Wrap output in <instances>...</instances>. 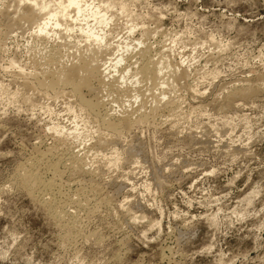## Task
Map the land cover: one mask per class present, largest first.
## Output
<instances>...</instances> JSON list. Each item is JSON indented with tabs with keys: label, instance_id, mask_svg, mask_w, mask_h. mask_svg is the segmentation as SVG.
Listing matches in <instances>:
<instances>
[{
	"label": "rangeland",
	"instance_id": "374dc122",
	"mask_svg": "<svg viewBox=\"0 0 264 264\" xmlns=\"http://www.w3.org/2000/svg\"><path fill=\"white\" fill-rule=\"evenodd\" d=\"M114 1L136 25L116 15L105 46L134 44L112 56L102 46V57L128 54L112 75L144 94L103 92L110 119L131 120L110 132L68 86L35 85L59 40H34L15 2L0 0V264H264V0ZM144 44L153 59L169 52L161 74L181 79L174 88L130 84ZM51 163L57 189L23 187L24 170L48 179Z\"/></svg>",
	"mask_w": 264,
	"mask_h": 264
},
{
	"label": "bare ground",
	"instance_id": "6f19581e",
	"mask_svg": "<svg viewBox=\"0 0 264 264\" xmlns=\"http://www.w3.org/2000/svg\"><path fill=\"white\" fill-rule=\"evenodd\" d=\"M13 3L15 6H13L12 8L15 7V12L13 10H11L12 12L9 10V13L11 12L10 14H12V13L17 14L14 17L15 20H17V18L19 17V18H22L21 20H23V21L25 19V22L29 21L28 25H32V26L27 27V28H30L29 30H31L28 32L32 33L34 40L35 39L37 41L38 40L40 41L42 39L47 40L45 38L47 36L48 37H50V36L54 37L55 41L59 40L56 44L54 43L55 45L53 44V47L51 49L48 48L49 50H47L48 51L47 57H45L47 59L46 64L48 62L52 61L51 64L54 63L53 64L54 67H52V65L50 64L51 66L50 65L49 66L51 69H49V66L46 67V64H45V67L43 68L42 72L40 71V73H38L40 75L34 74L36 76V78H34L35 76H33L32 78L35 79V82H36L35 85L45 87V88H49V89H55L59 86H62V87L65 86V88H66L68 86L69 90L67 91V93H69L70 95L67 94L68 95L67 96L66 93H64V91L62 93L61 88H59V90L61 91L60 93L64 94L67 97H69V96L74 97V100L77 103L78 109L85 111L87 114H90L93 118L98 120L100 122V124L99 123L98 124L101 125L103 130L115 132L118 129L128 128L131 124V120H130V117H129L127 112H126L127 114H125L123 112L124 113L123 115L121 113V115L118 118H116L115 120L110 119L112 113L110 111L108 112V109H105V105L108 103V101H107L108 96L111 93L113 94L114 91L115 92L119 91L122 93L121 95L124 94L127 98L129 96V100H130V97L131 98H134V97L137 98L138 97V99L141 100L142 99L141 96H143L144 93H142V94L140 93V91L141 92H143V91L140 90V88L138 89L137 87H135L136 84L134 86L129 85V87H127L128 84L126 86L125 85L121 86L122 82H126L125 81L126 77L122 73L123 72L122 70H120L122 72L119 75V77H113V75H112V72L117 70L118 63L121 60L127 59L128 54L126 55V53H125L127 58H125V55H123L122 53H118L112 59L102 57L105 54V53L104 54H102V53L106 49L109 50V51L107 50L108 52L105 51L106 54L109 53L112 56V55H115V53L117 52V48L120 45H122L120 47H122L123 52H126L130 48V46L134 44V42L132 44L130 42V40L128 42H126L128 39L126 37L125 40H124V38H123V40H121L122 38L120 40H118V42H116L114 44V46L112 45L113 47L112 46L106 47L107 45H109V44H107L108 43L107 42V36L109 34L108 33L109 29H107L106 27L108 25H110L109 22L113 21L114 20L113 18H115L116 15H118L119 13L125 14V16L127 18L125 17L123 19H125L124 24L126 26L125 28H127L128 31L133 30V28L136 25L134 18H132L131 15L127 13L126 5L123 3H120V2H116L114 0H13ZM6 11H8V10H6ZM7 15H9V14H7ZM13 16H11L10 18H13ZM19 18H18V20H19ZM115 19H117V18H115ZM113 22H111V23H113ZM115 23L116 22H114V24ZM120 26H121V24H120ZM76 30L78 32V35L77 34L76 35L81 39V41L85 42V47L82 45L83 47H82V50L80 51L79 49H81V48H78L76 46L77 51L78 50L79 51L76 54H74V52L69 53L70 52V51H68L69 50L68 49V46H69L68 43L69 42L67 43L65 41V37H69V38L72 37L73 34L75 35L74 32ZM144 35H146V34L144 33ZM145 37H147V36H145ZM142 38L143 37L141 34V39ZM141 39L139 37L137 39V43H141L143 41V39H142V41H141ZM43 44H45V43H43ZM78 46H79V44H78ZM102 46H105L104 49L106 48L104 51L102 49L103 48ZM143 46H142L143 48L139 49L137 52H134L135 55H137V58H136V56H134L136 58V60L135 61L133 60L135 62L134 64H136V65L133 67L134 68L132 70L133 72H131V73H133V80H131V83L130 82L129 83L134 84L135 82L137 83V81H140V83L143 81L144 84L147 82L149 85L150 84L155 85V86H151L152 88L156 87L157 85L164 86V84H165V86H166L168 84L173 83L174 80H175V83H177L176 80H179L180 78H178L176 75H174V77L176 76L177 79H175L174 77H170V75L168 76L169 78L167 77V79H166L161 74L162 67L169 64L168 58H166V57H168L167 55L169 52L166 53L167 55L163 54V56H166V57L157 56L156 59L155 58L153 59L147 53L150 50L149 45L147 44V46H146L144 44ZM69 47H73V46H69ZM120 49L121 48H119L118 50H120ZM45 51H46V49H45ZM46 52H45V54H46ZM120 52H122V50H120ZM164 52H165V50L163 51V53ZM44 55H43V57H44ZM41 56H40V58H41ZM46 59L43 58V61ZM129 64H131V63H129ZM132 64H133V62H132ZM167 66H169V65H167ZM175 66H177V64ZM41 67H43V66H41ZM176 68H179V67H176ZM129 69L130 68L126 69L125 71L128 72ZM172 69H173V67H172ZM174 69H175V67H174ZM175 70H178V69H175ZM175 70H171V71L174 72ZM182 70L183 69H181V72H182ZM178 72L180 74L179 77H181V75L184 76L183 72H185V70H183L182 73L180 72V70H178ZM175 73H177V72H175ZM37 75L39 77H37ZM117 79H120L121 81L117 80ZM169 79H170V81L173 79L172 80L173 82L170 83V81H169V83H168ZM144 81H146V82H144ZM175 83H173V84L176 86L177 84H175ZM168 86H170V85H168ZM168 86H166V87L168 88ZM172 88H174V87H172ZM172 88H170V89H172ZM251 88H252V86L250 87V89L249 88H242V90L240 92H238V94L241 95V97L242 96L245 97L247 95H250L251 92H254V90L252 91ZM83 89H85L87 91L86 93H88V95L86 93L85 94L83 93ZM148 89H149V86H148ZM148 89H147V91H148ZM164 89L162 88V90H164ZM252 89H254V88H252ZM164 91L166 93V90H164ZM103 92H105L106 94L108 93L107 94L108 96L105 95V93H103ZM131 92H133L134 94L133 93L131 94ZM147 94H146L145 98L143 97L144 99L149 98L147 96L151 95V94H149V95H147ZM152 94H153V92H152ZM155 95L156 94H154V96ZM106 96H107V98H105ZM139 96H140V98H139ZM151 96H153V95H151ZM157 97H158V95H157ZM157 97H154V98L156 99ZM247 97H245V98H247ZM154 98L151 97V99H154ZM157 99L158 100L161 99L160 96ZM157 99H156V102H157ZM165 100L167 101V103L164 102ZM165 100L164 101L162 100L163 102H161V103H164V104L166 103L165 105H167V104L169 105V103L171 104V102H169L170 99H168L169 101L167 99H165ZM226 100H227V102H229L231 100V98L227 97ZM142 101H143V99H142ZM144 102H146V101H144ZM153 102H155V101H153ZM143 103L140 102L141 105ZM156 104H158V103H156ZM54 131L61 132V130L58 128H55ZM100 140H101V144H105L107 142V140L103 141L102 137ZM47 154H49V153H47ZM55 163H51L48 166L50 168V170L52 171V177L51 178L48 177V179L42 178V175H40V173H37L36 172L37 170H35V169L27 170V172H25V170H24V173H22L21 180H20L23 187L27 188V190H29L30 193L39 192V193H43V194L44 193L46 194L47 192L49 193L51 190L56 188L57 186H56V182H55V176H57V170L58 169H57V166ZM51 171H49V172H51ZM47 172H48V170H47ZM79 189H78V191H79ZM49 198H51V197H49ZM49 198H47V199L49 200ZM44 199H45V197H44ZM44 199H43V201H47L46 199L45 200ZM53 199H51V200H53ZM53 201H55V200H53ZM53 201L49 200V201H47L46 204L43 202L42 203L45 204V206L47 205L46 208L50 207V208H52L51 210L56 211L57 208L55 209L54 207H57V206H55V204L56 205H58V204L53 202ZM76 201H78V200H76ZM53 204H54V207H53ZM57 212H58V210H57ZM55 214H57V213L55 212ZM53 215H54V213H53Z\"/></svg>",
	"mask_w": 264,
	"mask_h": 264
}]
</instances>
